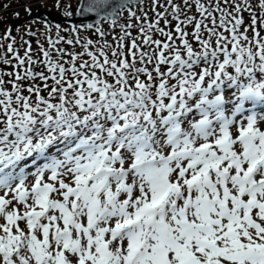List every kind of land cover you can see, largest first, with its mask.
Here are the masks:
<instances>
[{
    "label": "snow or ice",
    "instance_id": "snow-or-ice-1",
    "mask_svg": "<svg viewBox=\"0 0 264 264\" xmlns=\"http://www.w3.org/2000/svg\"><path fill=\"white\" fill-rule=\"evenodd\" d=\"M55 7L0 36V264H264V0Z\"/></svg>",
    "mask_w": 264,
    "mask_h": 264
},
{
    "label": "rangeland",
    "instance_id": "rangeland-1",
    "mask_svg": "<svg viewBox=\"0 0 264 264\" xmlns=\"http://www.w3.org/2000/svg\"><path fill=\"white\" fill-rule=\"evenodd\" d=\"M41 1H44V0H21V3L26 6V3L30 2L31 4H33L32 7H34V8H41V7L42 8H46V9H55L56 8L55 7L56 0H53V1L48 0V1H44L42 3H41ZM7 4H9V3H7ZM7 4H2L0 2V15H2V16H11V13H9V11H5L4 10L5 9L4 7Z\"/></svg>",
    "mask_w": 264,
    "mask_h": 264
},
{
    "label": "water",
    "instance_id": "water-1",
    "mask_svg": "<svg viewBox=\"0 0 264 264\" xmlns=\"http://www.w3.org/2000/svg\"><path fill=\"white\" fill-rule=\"evenodd\" d=\"M46 14H47L48 18H49L50 20H52V21H57V20L60 19V18L57 17V16H51L49 13H46ZM74 19H76V20L78 21L80 18H79V17H75Z\"/></svg>",
    "mask_w": 264,
    "mask_h": 264
}]
</instances>
